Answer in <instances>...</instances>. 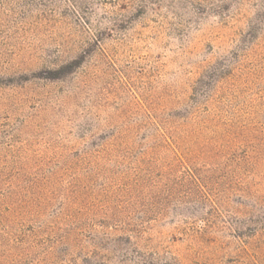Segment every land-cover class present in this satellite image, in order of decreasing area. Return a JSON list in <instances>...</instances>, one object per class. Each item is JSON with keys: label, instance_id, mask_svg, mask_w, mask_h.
<instances>
[{"label": "rangeland", "instance_id": "374dc122", "mask_svg": "<svg viewBox=\"0 0 264 264\" xmlns=\"http://www.w3.org/2000/svg\"><path fill=\"white\" fill-rule=\"evenodd\" d=\"M0 264H264V0H0Z\"/></svg>", "mask_w": 264, "mask_h": 264}]
</instances>
